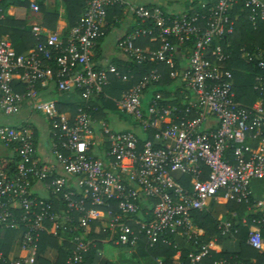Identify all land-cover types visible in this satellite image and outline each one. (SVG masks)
Segmentation results:
<instances>
[{
	"label": "built area",
	"instance_id": "built-area-1",
	"mask_svg": "<svg viewBox=\"0 0 264 264\" xmlns=\"http://www.w3.org/2000/svg\"><path fill=\"white\" fill-rule=\"evenodd\" d=\"M179 1L83 0L81 16L62 35L32 25L35 44L21 54L9 40L0 41V113L7 121L23 109L38 112L48 127L53 158L38 162L32 125L0 124V146L12 153L0 163V229L19 233L23 254L0 253V264H36L43 236L62 241L65 233L64 264H90L100 244L131 249L142 242L148 251L160 240L169 244L167 236L180 235L197 245L193 219L208 215L211 201L245 205L240 223L248 228L246 243L263 252L264 202L252 199L250 184L264 181V46L238 51L252 72L257 99L250 106L236 101L235 69L227 64L234 61L229 37L238 14L246 13L256 30L264 23V0L189 1L176 9ZM29 10L37 14L40 7L30 2ZM113 10L121 17L113 16L114 23L123 18L133 24L116 41L128 65L174 68L169 79L177 83L169 99L154 90L161 83L157 70L121 90L117 99L104 93L114 81L124 85L133 79L130 71L121 76L91 62ZM147 37L156 50L136 46ZM179 52L187 64L177 71ZM54 90L78 93L75 115L58 110L63 101L48 99ZM108 101L113 114L99 107ZM100 110L107 119L94 117ZM110 118L130 120L139 133L114 131ZM97 224L102 239L96 237ZM217 225L223 238L238 232L231 222ZM199 248L188 257L191 264L208 255V247Z\"/></svg>",
	"mask_w": 264,
	"mask_h": 264
},
{
	"label": "trees",
	"instance_id": "trees-1",
	"mask_svg": "<svg viewBox=\"0 0 264 264\" xmlns=\"http://www.w3.org/2000/svg\"><path fill=\"white\" fill-rule=\"evenodd\" d=\"M27 5L28 2L25 0H0V16L5 15L9 7L19 8L25 7ZM60 8L64 12L63 18L67 21L68 28L72 27L83 12V0H63L56 3L55 8L52 12H43L42 10V26H44L46 30H53V25L57 20L58 10H60ZM240 8V5L234 8L233 12L231 13V18L234 17L235 14L239 13ZM112 15H116L118 16V18H121L117 10H113L110 16ZM67 30L68 29H66V31ZM0 34L9 38L12 43L13 49L17 54L24 53L35 44V41L30 34V28L26 27L23 22L16 21L8 16H5L0 20ZM106 34L107 33H105V35ZM229 41L231 44L234 61L233 63L227 64V68L235 69L233 75L235 80L234 85L236 101L245 106H250L257 99L256 93L252 90V72L250 67L239 59L238 51L239 48L244 45L249 49L264 46V23L258 22L257 29L253 30L252 26L247 22L246 13H239L238 19L236 21L235 31L232 36L229 37ZM136 46L140 48L151 46V50L157 49V43L154 42L150 37L139 39L136 42ZM173 69L174 68H170L166 63H146L143 66L129 64L128 67L123 70V73H127L128 71H130V74L133 76V79L130 81L129 86L122 84L120 85L119 83L115 84L114 82L116 81H112V85L105 88L104 93L111 98L117 99L119 98L121 90L131 87V85L136 83L143 75L148 74L151 70H157L161 75V83L160 85L156 86L154 90L164 92L165 98L169 99V93H166V87L170 86L172 83V81L169 79V75L173 71ZM118 71L121 72L119 68ZM62 95L63 94H59L55 90L52 91V97L55 99H61L60 96ZM77 95L78 93L73 96L78 98ZM99 107H102V109L111 114L116 112L114 104L110 101L99 105ZM76 108V103L69 105H58V110L60 112L69 111L72 116L75 115ZM94 117L98 119H107V113H104L102 110H100L99 113L94 115ZM14 162L15 160H12L11 166L14 165ZM225 205L228 210L227 221L231 222L234 229L238 230L235 238L241 242L240 252L238 254H230L224 252L215 253L213 251H209L208 255L205 258H202L198 264H214V262L222 259L228 261L230 264H251V261H249L250 259H255L258 264L264 263V252H257L247 245L246 236L248 233V228L241 227L240 220L241 218L245 217V215H247V207L245 205H237L234 202H227ZM200 220L202 221V229L204 230V235L201 239H197V245H195L196 247H200L202 244H206L208 242V237L217 236L219 239L222 238L219 234V231L217 230V223L213 219H211L210 216H204ZM95 228L98 229V232H96V237L100 239L104 238V235L99 232L98 224L95 226ZM62 236H64L62 241L48 236H43V239L38 247L36 264H48L45 258L40 256V254L44 253L46 247L55 248L58 256L56 264H64L67 256L69 235L65 233V235ZM262 238L264 239V232H262ZM166 240L168 243H170L171 235L167 236ZM162 243L163 242L160 240L158 244L155 245V247L148 250L152 251L157 247L155 249L156 254L154 255L157 256V254H160L163 256V261L161 264H191L187 254H183L182 258L179 261H174L172 259L175 254L173 246H168L167 243H163L166 244L163 245ZM89 261L90 259L88 258V262Z\"/></svg>",
	"mask_w": 264,
	"mask_h": 264
},
{
	"label": "crops",
	"instance_id": "crops-1",
	"mask_svg": "<svg viewBox=\"0 0 264 264\" xmlns=\"http://www.w3.org/2000/svg\"><path fill=\"white\" fill-rule=\"evenodd\" d=\"M28 2V5L25 7H9L6 11L5 15L0 16V20L3 19L5 16L11 17L16 21L23 22L26 27L31 28L32 25L41 24L43 25V12H52L55 8V3L52 0H25ZM139 5H147L149 4L150 0H134ZM35 2L39 5L40 11L39 13L35 14L32 13L29 10V3ZM184 2L183 0H180L179 3ZM181 6H177L176 9H180ZM39 14V15H38ZM64 12L60 8L58 10V17L56 22L53 25V30L58 34L62 35L64 31L68 28L67 21L63 18ZM111 15V12L108 15L107 18V34L105 37H103L102 40L98 43L94 54L91 58V62L99 69H108V68H114L118 71L121 70V72L118 71V73L121 76L129 77L130 74L123 73V70L127 68L128 62L127 59L124 57V55L121 53V51L116 46V41L120 39L121 37L125 36L130 32L133 24L126 22L123 18L120 20L119 23L113 22V16ZM114 32L116 33V36L114 38V41L109 43L108 37L109 35ZM9 40L7 36L0 34V41L1 40ZM10 41V40H9ZM11 42V41H10ZM182 55V54H181ZM180 52L178 53L175 61V68L177 71H180L184 68V66L187 64V61L185 59V55L181 56ZM184 57V58H183ZM131 81V80H130ZM172 81V80H171ZM119 83L121 85V82H114ZM128 82L127 84H124L126 86H129ZM176 83L177 81H172L170 86L166 87V93L170 97V94L173 93L176 89ZM176 95L180 99V101H184L181 96L178 95L176 91ZM151 94H149L148 97H150ZM61 100L64 102L65 105L69 104H75L77 98L73 96V94L70 95H62L60 96ZM177 98V99H178ZM48 99H55L51 95L48 97ZM256 101V100H255ZM254 101V102H255ZM253 102V103H254ZM32 116L28 112L27 109H23L20 114L14 118H21L20 126L25 125L26 123L32 125L28 119ZM41 126L45 128V130H39L34 127V138H35V146H36V158L38 162L40 163H52L53 158L49 151V138H48V127L47 124L44 123V121H41L39 123ZM17 126V127H20ZM40 137H43L39 139ZM12 157V153L9 150H6L0 146V163L8 162ZM37 189V185L34 186V190ZM250 190L252 194V199L254 201H260L264 202V181H252L250 184ZM227 202L222 201H211L208 205V215L211 219H213L217 224L223 223L227 221V214L228 210L226 208ZM246 216V215H245ZM203 215H195L193 219V235L196 239H201L204 235V230L202 229V221L200 220ZM170 236V235H169ZM248 236V233H247ZM246 236V239H247ZM208 242L206 244H202L201 246L208 247L209 251H213L215 253H230V254H238L240 252L241 242L236 239L235 237H225L219 239L217 236H211L208 237ZM19 242V233L13 232V231H5L0 229V253L5 255L8 258H18L19 256L23 255L19 251L18 247ZM163 244V243H162ZM166 245V244H163ZM172 245L175 254L173 256L174 261H179L182 258L183 254H187L188 257L192 254H197L200 250L199 247H196L193 242L186 240L185 238L181 237L180 235H171V242L168 244V246ZM157 248V247H156ZM155 248V249H156ZM155 249L152 251H146L144 248V244L142 242L138 243L134 248L128 249L124 247H117V246H111L107 244H100L98 246V251L100 254L92 253L90 254V264H161L163 261V256L160 254H156ZM45 250L47 251L45 255V260L47 259H55L57 258V252L55 248L52 247H46ZM44 250V251H45ZM264 252V249H263ZM262 252V253H263ZM262 255V254H260ZM249 261H255V259H250Z\"/></svg>",
	"mask_w": 264,
	"mask_h": 264
},
{
	"label": "rangeland",
	"instance_id": "rangeland-1",
	"mask_svg": "<svg viewBox=\"0 0 264 264\" xmlns=\"http://www.w3.org/2000/svg\"><path fill=\"white\" fill-rule=\"evenodd\" d=\"M183 1L184 2L179 3V6L185 7L186 5H189V1L192 2V1H201V0H183ZM40 25H42L41 22H40ZM115 36H116V33L112 32L109 35V37L107 38L110 45L114 41ZM6 119L7 118L3 117L0 113V124L5 123L6 125H8L10 127H17V126H20V124H21V122H20L21 118L20 117L19 118H11L7 121H6ZM28 121L33 126H35L38 130H39V128L41 130H43V129L45 130V128L39 124L41 121H44V119L38 112L32 113V116L28 119ZM109 121H110L109 124L114 131H128L129 130V131H132L136 135L139 133V130L137 128H133L132 122L128 119H125L123 121L122 120L118 121L115 118H110ZM44 123H45V121H44ZM41 138H43V137H40L39 139H41Z\"/></svg>",
	"mask_w": 264,
	"mask_h": 264
}]
</instances>
